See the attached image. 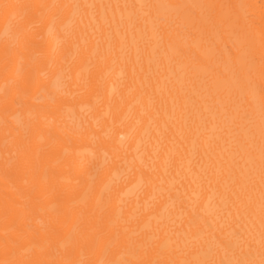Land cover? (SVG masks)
Listing matches in <instances>:
<instances>
[{"label":"bare ground","instance_id":"1","mask_svg":"<svg viewBox=\"0 0 264 264\" xmlns=\"http://www.w3.org/2000/svg\"><path fill=\"white\" fill-rule=\"evenodd\" d=\"M0 264H264V0H0Z\"/></svg>","mask_w":264,"mask_h":264}]
</instances>
